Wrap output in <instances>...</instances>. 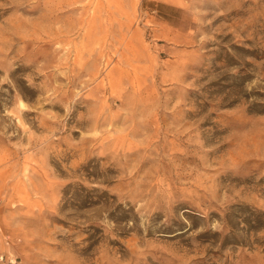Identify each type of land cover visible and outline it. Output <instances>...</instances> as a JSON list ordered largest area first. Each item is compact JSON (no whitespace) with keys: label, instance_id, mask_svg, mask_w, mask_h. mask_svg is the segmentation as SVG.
I'll list each match as a JSON object with an SVG mask.
<instances>
[{"label":"rangeland","instance_id":"obj_1","mask_svg":"<svg viewBox=\"0 0 264 264\" xmlns=\"http://www.w3.org/2000/svg\"><path fill=\"white\" fill-rule=\"evenodd\" d=\"M0 264H264V0H0Z\"/></svg>","mask_w":264,"mask_h":264}]
</instances>
